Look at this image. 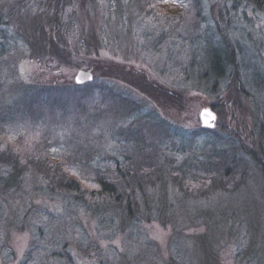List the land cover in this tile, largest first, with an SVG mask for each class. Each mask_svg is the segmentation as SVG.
Returning <instances> with one entry per match:
<instances>
[{
	"label": "rangeland",
	"instance_id": "1",
	"mask_svg": "<svg viewBox=\"0 0 264 264\" xmlns=\"http://www.w3.org/2000/svg\"><path fill=\"white\" fill-rule=\"evenodd\" d=\"M15 1L0 0V7L5 10L14 7L11 24L0 26L5 31H2L3 36L0 35V48L3 46L4 50L0 54L1 110L18 98L26 87L57 75L43 66V59L39 62L37 57H32L29 48L18 38L16 28L21 27L24 14L19 7L16 9ZM211 1L201 0L202 13L209 20L205 19L206 24L211 23L208 10ZM73 8L67 6L64 11L60 30L69 50L75 53L73 57L80 61L84 59V62L78 68L63 67L61 76L73 81L78 69L89 70L86 61L99 58L143 72L184 93L188 101L179 109L165 107L123 80L105 79L112 89L125 94L138 107L116 120L105 116L90 126L86 134H81L88 138L91 146L84 145L89 149V159H81L80 152L75 154V146L63 148L65 138L50 144L51 158L62 164L66 174L87 178L90 168L107 167L112 157L124 158L131 151V143L125 142L118 131L137 116L162 122L170 133L167 132L169 136L164 145L174 150L178 144L173 145L171 140H185L189 131L200 126L201 109L209 107L217 117L212 105L220 103L217 96L221 95L222 88L211 91L205 87L210 82L201 78L205 69L204 54L214 52L215 37H212L215 43L207 37L199 41L195 37L159 39L155 23L143 20L128 0H122L120 15L111 10L107 0H94L83 8L80 5ZM160 8L167 16L180 10L176 0H164ZM258 16L251 19L256 35L259 30H264V15ZM237 25L246 34L245 24L239 20ZM91 32L98 39L99 57L94 55L93 47L82 42V38ZM239 36L237 39L241 34ZM243 39L247 57L246 60L241 58V70L254 100L246 99V108L233 113L234 120L228 113L225 122L247 136L252 130L256 131L258 122H264V93L257 92L251 82V72H258L263 64L260 54L254 53L247 43L246 36ZM10 116L12 119L7 118L10 121L4 120L3 139L10 140L12 135L33 126L31 121L20 119L14 111ZM61 134L59 131L57 136L62 137ZM26 136L38 135L32 132ZM164 154L170 156L172 153L164 149ZM186 155H174V160L189 174L191 165L186 163ZM9 170L8 166L0 164V180ZM26 171L18 178L19 184H0V264H176L170 260L172 256L179 258L176 260L181 264H264V188L255 169L251 170L245 185L230 193L211 190L202 195L196 187L189 186V192L185 194L179 192L169 179L166 183L158 182L155 187L146 188L145 198L138 195L141 210L129 224L122 220L120 208L100 209L99 212L81 199L51 190L47 180L32 168ZM81 184L91 187L88 180ZM161 196L170 204L163 215L159 214L166 220L157 215L147 218L149 211L144 207V200L148 199L150 206L156 203L160 207ZM103 218L111 222L106 224Z\"/></svg>",
	"mask_w": 264,
	"mask_h": 264
},
{
	"label": "trees",
	"instance_id": "2",
	"mask_svg": "<svg viewBox=\"0 0 264 264\" xmlns=\"http://www.w3.org/2000/svg\"><path fill=\"white\" fill-rule=\"evenodd\" d=\"M92 1H15L16 9L19 7L18 10L24 14L20 21L21 27L15 26L18 38L29 48L32 57H37L39 62L43 59V66L55 71L57 75L46 82L26 87L18 98L0 109V164L10 169L0 184H19L18 178L32 168L47 180L51 190H59L75 199H81L95 206L99 212L120 208L123 210L122 220L125 224H129L141 210L138 195L142 194L145 198L146 188L155 187L158 182L166 183L167 179L179 192L185 194L189 192V186L196 187L202 195L211 190L230 193L245 185L255 169L261 176L264 188V122L256 123V131L252 130L251 135L247 136L241 135L236 127L225 122L228 113L234 120L233 113L235 115L236 111L246 108V99L254 100L241 70V58L245 57L246 60L247 57L243 39L245 36L254 53L257 51L261 56L263 66L258 72H251V82L257 92L264 93V30H259L256 35L251 27L252 17L264 15V0H213L208 6L211 23L207 24L209 20L202 13L201 0H176L180 10L169 16L160 10L164 0H128L143 20L155 23L159 39L168 36L176 39L195 37L199 41L207 37L215 43L212 39L216 38L214 52L204 54L205 69L201 73V78L210 82L206 88L211 91L222 88L221 95L217 96L220 103H212L217 114L215 125L207 127L200 122V126L189 131L187 139L180 142L171 140L173 145L178 144L177 150H174L164 145L170 133L162 122L137 116L118 131L125 142L131 143V151L121 159L112 157L107 167L102 165L90 168L87 178L68 175L61 167L62 164L53 161L50 144L62 142L63 138L66 139L62 142L63 148L71 149L67 146H75V154L80 152L78 155L81 159H89L87 148L91 146L88 138L81 137V134H86L90 126L105 116L116 120L137 109L138 105L133 100L112 89L105 79L123 80L128 86H133L156 104L165 107L179 109L188 101L184 93L157 82L143 72L126 69L119 63L105 62L99 58L85 62L93 73L90 82L76 84L74 80L60 75L63 67L78 68L84 62V59L80 61L73 57L75 53L69 50L61 33L64 11L67 6L70 9L76 5L83 8ZM107 2L111 10L120 15L122 0ZM28 6H31L30 9ZM12 10L13 6L8 10L0 7V26L11 24ZM239 20L247 27L246 34L238 27ZM2 31L0 29V33ZM90 34L82 38V42L87 47H93L94 55L99 57L98 39L94 33ZM240 34L241 38L237 39ZM1 53H4L3 46L0 48ZM189 66L191 69V60ZM60 76L63 78L61 81L58 80ZM9 111L16 112L22 120L28 119L33 126L6 140L1 135L6 132L4 120L7 122L10 121L7 118L12 119ZM59 131L62 137L57 136ZM32 132L38 136H26ZM247 137L250 139L247 140ZM164 149L172 154L165 155ZM184 153L188 157L186 163L191 165L189 174L174 160L175 156ZM87 180L90 182L89 188L81 184V181ZM152 196L150 194L149 198L152 199ZM159 200L162 205L160 207L156 203L150 206V201L144 200V207L149 211L146 217L157 215L165 221L161 215L170 204L162 196ZM103 220L106 224L111 222L109 219ZM163 221L161 223L164 224ZM176 259L179 258L170 257L171 261L181 264Z\"/></svg>",
	"mask_w": 264,
	"mask_h": 264
},
{
	"label": "water",
	"instance_id": "3",
	"mask_svg": "<svg viewBox=\"0 0 264 264\" xmlns=\"http://www.w3.org/2000/svg\"><path fill=\"white\" fill-rule=\"evenodd\" d=\"M92 79H93V73L90 70H85V69H78L73 78L76 84H83L86 82H90L92 81ZM205 110L211 113V115H202V113H204ZM199 117L203 126L211 127L215 125L216 116L215 113L209 107L201 109L199 113Z\"/></svg>",
	"mask_w": 264,
	"mask_h": 264
},
{
	"label": "snow or ice",
	"instance_id": "4",
	"mask_svg": "<svg viewBox=\"0 0 264 264\" xmlns=\"http://www.w3.org/2000/svg\"><path fill=\"white\" fill-rule=\"evenodd\" d=\"M202 115H211V113L207 112V110L204 111V113H202ZM95 187V185H93Z\"/></svg>",
	"mask_w": 264,
	"mask_h": 264
}]
</instances>
